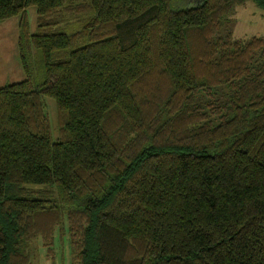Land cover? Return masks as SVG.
Returning <instances> with one entry per match:
<instances>
[{"label":"trees","instance_id":"obj_1","mask_svg":"<svg viewBox=\"0 0 264 264\" xmlns=\"http://www.w3.org/2000/svg\"><path fill=\"white\" fill-rule=\"evenodd\" d=\"M184 1L0 0L27 74L0 87V264L65 222L75 264H264V40L222 29L264 0Z\"/></svg>","mask_w":264,"mask_h":264},{"label":"rangeland","instance_id":"obj_2","mask_svg":"<svg viewBox=\"0 0 264 264\" xmlns=\"http://www.w3.org/2000/svg\"><path fill=\"white\" fill-rule=\"evenodd\" d=\"M180 2L183 5H193L191 1L180 0ZM172 3L174 4L175 0H172ZM26 17L30 33H33L37 18L34 6L26 8ZM19 19L20 15H16L0 22V87L20 81L27 75L21 64L18 48ZM226 21L227 23L222 29L224 32L228 31L234 38L257 36L264 40V9L252 1H245V3L237 5ZM38 58V51L33 47L30 48L28 63L31 69L30 76L35 81L43 80L44 75ZM42 102L51 138L56 140L58 138V123L55 99L48 95H42ZM67 230L66 222L56 229L53 236L54 243L51 245L46 246L40 239H35L30 248V264H75Z\"/></svg>","mask_w":264,"mask_h":264}]
</instances>
